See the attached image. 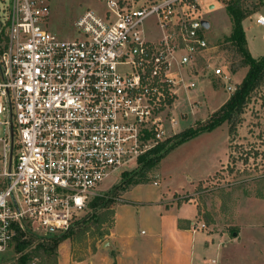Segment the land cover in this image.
<instances>
[{
    "label": "built area",
    "instance_id": "2783aa9c",
    "mask_svg": "<svg viewBox=\"0 0 264 264\" xmlns=\"http://www.w3.org/2000/svg\"><path fill=\"white\" fill-rule=\"evenodd\" d=\"M105 3L103 14L75 19L73 38L45 27L48 0H14L10 23L0 22V251L13 223L66 230L103 179L175 134L180 93L194 100L193 67L208 48L202 20L215 4ZM149 17L160 31L152 39ZM217 63L207 67L233 92L228 63Z\"/></svg>",
    "mask_w": 264,
    "mask_h": 264
},
{
    "label": "rangeland",
    "instance_id": "374dc122",
    "mask_svg": "<svg viewBox=\"0 0 264 264\" xmlns=\"http://www.w3.org/2000/svg\"><path fill=\"white\" fill-rule=\"evenodd\" d=\"M207 2L215 4L204 15L209 22L204 30L208 48L193 67L196 84L188 95L194 102L183 91L176 102L174 133L206 119L209 111L232 93L225 89L227 81L207 67V62L215 66L217 61H225L232 67L238 63L233 47L224 39L230 33L231 19L223 0ZM48 5L50 15L45 27L62 39L76 36L74 21L85 9L97 14L106 9L105 0H48ZM241 6L246 12L242 24L247 46L258 57L264 54V25L257 24L255 19L264 15V0H241ZM13 11L14 0H0V22L5 20L1 27L10 23ZM143 30L151 39L160 35L153 17L144 21ZM246 70L247 67L238 69L236 74L231 71L230 83L241 81ZM190 103L197 108L188 113ZM229 128L222 123L180 143L146 172L145 181L118 194L110 191L116 189L115 184L125 170L112 172L90 194L80 213H87L88 219L74 224L54 253L47 255L33 246L28 264H101L102 259L94 253L111 231L114 244L123 240L128 249L155 258L162 252L166 264H171L165 255L172 256L175 243L181 247L187 263L190 238L197 244L196 259L214 258V264H229L232 260L235 264H264V81L250 94L235 127ZM0 136H5L1 127ZM135 165L132 162L125 168L129 170ZM101 195L112 201L96 213L90 203ZM187 221H196L193 226L198 225L197 229L192 227L193 232L179 234L178 225ZM200 224L206 226L199 228ZM227 227L229 231L239 229V235L232 238V232H228L221 236L220 232ZM201 239L208 244L200 243ZM13 245L11 242L0 251V264H16Z\"/></svg>",
    "mask_w": 264,
    "mask_h": 264
},
{
    "label": "trees",
    "instance_id": "16d2710c",
    "mask_svg": "<svg viewBox=\"0 0 264 264\" xmlns=\"http://www.w3.org/2000/svg\"><path fill=\"white\" fill-rule=\"evenodd\" d=\"M223 1L226 3V11L231 19L230 33L224 39L230 43L238 57V63L233 64V67L229 66V68L234 73L238 69L247 67L244 76L239 83L235 84V89L228 98L217 109L212 111L206 119L197 120L189 127L166 138L147 153L141 155L137 159L134 168L123 171L120 175V180L115 184L116 189H111L110 191L112 194H118L120 191H125L133 185L145 181L146 172L152 167L154 168L165 154L180 143L209 131L222 123H226L231 129L234 128L250 94L264 81V54L254 57L248 49L242 24L243 19L246 17V12L241 6V0ZM200 184L198 183V188ZM111 201L107 196L101 195L95 197L90 205L98 213L103 208L108 207ZM87 215L86 213L77 216L66 230L58 233H37L31 229L26 221L13 223V233L9 243L12 242L14 244L15 263L28 264L32 256L33 251L31 248L33 246L47 255L54 253L59 243L69 236L71 227L76 223L80 225L85 222L88 219Z\"/></svg>",
    "mask_w": 264,
    "mask_h": 264
},
{
    "label": "crops",
    "instance_id": "0c3cea01",
    "mask_svg": "<svg viewBox=\"0 0 264 264\" xmlns=\"http://www.w3.org/2000/svg\"><path fill=\"white\" fill-rule=\"evenodd\" d=\"M244 72L242 73L243 75L245 74ZM236 73L237 72H234V74H236ZM239 82L240 81H238L236 83H239ZM228 96L229 95H227V97L221 101V104L228 98ZM221 104H218L215 108L219 107ZM214 109H211L209 111V113L212 112V110H214ZM166 209H168V207ZM195 223H196V221H187L183 225H178L177 230H178L179 234L187 233L190 231L193 232L192 227ZM208 230H209V228H208ZM208 230H196V231L207 233ZM228 232H232V234H231L232 238H235L239 235V229H237V230L232 229L229 231L228 227L225 230H222V232H220V235L224 236ZM113 237H114V233L111 231L109 236L106 238V239L110 240L111 245L114 247L111 251L104 250L100 247L101 243L104 240H106V239H104L99 245L98 252L96 251L94 253V256H96L98 259L99 258L102 259L101 264H166L164 261V257H163L162 252L158 253L157 258H155L154 255L149 254V253H144V252H142V253L138 252L137 253V251H135L133 249H128L127 247H125V245H127V244L123 240L118 241L119 244H114L112 242ZM228 239H231V238H228ZM201 242H203V244H205V246L208 244V241L206 239H201L200 243ZM220 245H222V242ZM196 246H197V244H195L193 239L190 238V250H189L190 252H189V258H188L187 263H185L186 257H183L181 255V247L179 246L178 243H175V245H174L175 251L172 254V256L169 257L168 255H165V257L168 258V260H170L171 264H214L216 262V259H214V258L203 257V258H201V260L196 259L197 258L196 257ZM123 247L126 248L125 251H123ZM207 248H208V246H207ZM186 254H188L187 251H186ZM211 260H213V261H211ZM208 261H209V263H207ZM233 262L234 261L232 260L229 264H235ZM222 264H228V263H225V261H224V262H222Z\"/></svg>",
    "mask_w": 264,
    "mask_h": 264
},
{
    "label": "water",
    "instance_id": "95a60500",
    "mask_svg": "<svg viewBox=\"0 0 264 264\" xmlns=\"http://www.w3.org/2000/svg\"><path fill=\"white\" fill-rule=\"evenodd\" d=\"M202 24L204 25V27H208L209 26V22L206 20V19H203L202 20ZM100 247L104 250H107V251H111L114 247L111 245L110 243V240L109 239H106L104 240Z\"/></svg>",
    "mask_w": 264,
    "mask_h": 264
}]
</instances>
